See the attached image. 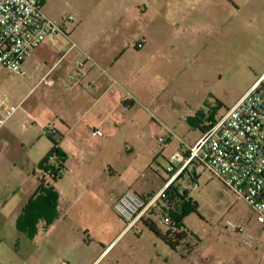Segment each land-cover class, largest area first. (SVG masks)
I'll list each match as a JSON object with an SVG mask.
<instances>
[{
  "label": "rangeland",
  "instance_id": "374dc122",
  "mask_svg": "<svg viewBox=\"0 0 264 264\" xmlns=\"http://www.w3.org/2000/svg\"><path fill=\"white\" fill-rule=\"evenodd\" d=\"M41 1L51 20L66 24L69 45H78L73 54L90 49L104 89L112 83L109 94L137 102L130 109L120 105L107 119L104 141L93 140L83 155L68 149L66 170L82 158L93 160L94 168L110 160L118 172L112 191L97 197L94 213L82 195L58 212L45 193H37L43 176L39 163L52 147L44 131L54 129L52 121L59 125L60 113L73 110L65 97L98 93L80 79L71 82L74 71L66 66L59 77L47 78L53 85L39 83L60 43L34 50L23 74L0 65V95L8 94L15 104L28 95L14 115V127L0 133V264H182V255L197 264H264V224L208 171L186 172L169 191L172 198L178 191L180 198H161L143 216L166 233L161 221L170 214L169 204L182 209L188 237L177 251L143 222L124 230L126 223L110 205L111 193L122 189L119 175L135 180L139 194L156 193L170 177L169 160L161 153L177 152L200 134L189 119L198 111L203 120L220 116L264 72V0ZM152 122L164 130L158 133L176 135L171 143L161 146L153 139ZM152 150L160 155L149 160ZM60 181L62 187L69 183ZM228 222L253 234L254 248L244 246L242 234L229 231Z\"/></svg>",
  "mask_w": 264,
  "mask_h": 264
},
{
  "label": "built area",
  "instance_id": "2783aa9c",
  "mask_svg": "<svg viewBox=\"0 0 264 264\" xmlns=\"http://www.w3.org/2000/svg\"><path fill=\"white\" fill-rule=\"evenodd\" d=\"M69 33L66 24L58 25L45 14L41 0H0V65L11 73L23 74V63L35 49L47 43L55 47L61 43L60 36L69 37ZM76 47L78 45L73 43L72 48ZM86 56V60L73 65L71 82L83 80L88 75L87 63L96 65L89 55ZM47 78L42 81L53 85L54 81ZM85 86L90 88L91 84L86 82ZM20 106L21 103L15 104L8 94L0 95V132ZM167 132L168 135L154 133L152 136L161 146H167L176 136L172 131ZM91 134L105 137L100 129ZM44 135L53 136L54 131L46 130ZM169 163L170 177L160 193L146 199L134 190H127L115 201L113 210L126 223L127 229L135 227L165 197V190L186 172L198 170L208 171L219 179L239 200L246 202L258 222L264 224V72L233 106L220 116L206 118L198 140L176 153ZM197 187V183L192 186L193 189ZM161 223L172 234L183 230L171 214H166ZM227 229L241 233V243L254 248L256 237L253 234L233 222H228Z\"/></svg>",
  "mask_w": 264,
  "mask_h": 264
},
{
  "label": "crops",
  "instance_id": "0c3cea01",
  "mask_svg": "<svg viewBox=\"0 0 264 264\" xmlns=\"http://www.w3.org/2000/svg\"><path fill=\"white\" fill-rule=\"evenodd\" d=\"M256 8L259 9V6H257ZM60 38H61V43H60L61 48L57 49L56 54H54V62L50 66L48 71L44 74V77L42 78V80L46 76L49 77L54 73H58V77H59V73L61 72V71L59 72V70H62L63 67L66 66V69L72 70L73 65L77 61H84L87 58L86 55L88 54L91 55L90 54L91 51L89 52L90 49L84 50L82 48H80L79 53L73 54L74 48H72V45L71 46L69 45V42L71 40V33H69V37L67 35L62 34ZM47 44H44L42 46H45V45L50 46L49 44L48 45ZM42 46H40L39 48H41ZM25 62H26V59L23 63V66L25 65ZM87 68H88V75L82 81H84V83L86 82L90 83L93 86V89L95 88L94 91L98 93L97 96L90 95V94H84L83 96L65 97L63 99V102L70 103V106L73 107V110L64 111L63 113H60V115L57 117V119L60 120L59 125L53 121L51 122V124L54 127V129L52 130L54 131V134H55L54 136L56 137L57 135H61V139L59 140L60 147L66 153V155H69L68 149H71V148L77 149L80 155H83L87 144H90V142H92L93 140L97 138H100L101 140L104 141L106 138V135L103 138L93 137L91 132L95 129H100L105 134L103 127L106 126L107 119L113 116L116 112H118L120 105L124 106L125 109H130V107H132L137 102L136 100L132 98L119 95L117 93L109 94L112 88V83L108 87H106V89H104L105 87L104 85L106 83L105 78L102 77L101 74L95 73L94 71L95 67L91 66L90 62L87 63ZM69 75L70 74L66 72L65 77L68 78ZM37 85L35 87H37ZM26 97L21 102H23L26 99ZM83 109H86V110L83 111ZM14 123H15V120L13 117L0 133L9 132L12 129V127H14ZM150 129H151L152 135L154 133H158L159 131L156 123H153V122L150 124ZM199 131H200V134L197 136V138L193 139L188 144L183 143L181 145L180 147L181 150L174 152V153H167V151H163L161 154L164 156L165 159H168L170 161V159L176 153L184 151L185 146H191L198 140V138L201 136V133H202V130L199 129ZM159 132L163 133L164 130L161 129V131ZM171 142H172V139H170L169 143ZM159 155H160L159 152L152 150L147 154V157L150 160L152 158L158 157ZM106 163L107 164L100 165L98 168H94L93 160L82 158L77 161L76 167H72L66 170L62 180L68 178L69 183L67 182V184H65V186L63 187L60 185V182H61L60 180L57 183H54V187L56 189V192L58 193L56 211L62 212L61 209L64 207L65 209H69L72 205L77 204L78 200L80 199L82 195L84 197H88V201H89L88 203L90 204L91 210H93V213H94V211L98 209L97 197H101L106 191H112V188H113L112 186L116 184V182L113 181V177L118 172L109 166L110 163H112L110 160L106 161ZM107 166L109 168H107ZM107 169H108L109 175L107 174ZM118 178H119L118 182L122 184V189L118 193H113V192L111 193L110 205L112 208H113L115 201L127 190H134L139 194L138 190H136L133 187L135 180L123 177L121 175H119ZM165 182L166 181H164V184L153 195H149V194L142 195L141 193L140 195L146 199L152 198L154 195L160 193L164 189ZM176 183L173 184V189L175 188ZM175 192L176 194L171 199V201L175 200V198H180L179 192L176 190ZM169 210L172 212L179 213L181 208L176 210L173 207L171 208L169 204ZM147 220H151V219H144V217H142L135 224V226L138 225L139 222H143L145 224V221ZM58 221H59V217L50 226V228L51 229L55 228ZM124 230H128L127 226ZM82 240L83 239L78 240V243L81 244ZM194 248L192 249V251H190L189 254L193 252ZM182 256H183L182 264L187 263L189 261H190V264H197L195 260L186 259L184 255ZM210 264H224V262L214 260Z\"/></svg>",
  "mask_w": 264,
  "mask_h": 264
},
{
  "label": "trees",
  "instance_id": "16d2710c",
  "mask_svg": "<svg viewBox=\"0 0 264 264\" xmlns=\"http://www.w3.org/2000/svg\"><path fill=\"white\" fill-rule=\"evenodd\" d=\"M203 113L202 111H198L195 117H191L189 119L190 123L193 126L198 127L200 130H203ZM214 116H210L213 118ZM55 135V134H54ZM48 136L49 140L52 143V147L49 153L41 160L39 163V169L43 172V176L40 179V186L38 188L37 193H45L46 201L48 202L51 208L56 210L58 193L55 191V187L51 185L50 181L47 178H50L51 182L57 183L61 180L66 172V162L68 161V157L66 153L61 149L59 141L55 136ZM173 189V185H171L168 189L165 190L164 198L172 199L169 191ZM54 197V201L49 199L50 197ZM183 199V198H181ZM182 210V209H181ZM171 216L176 219L179 223V228L183 229L181 233L172 234L170 232H162L155 221L147 220L145 221V225L155 233L158 237H160L167 245H169L173 250L177 251V248L180 244L188 237V232L183 224V216L178 212L170 211Z\"/></svg>",
  "mask_w": 264,
  "mask_h": 264
}]
</instances>
